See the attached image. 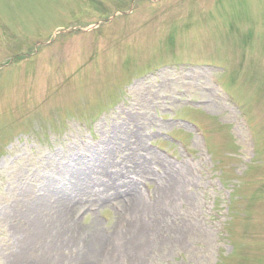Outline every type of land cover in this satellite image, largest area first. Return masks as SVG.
Returning a JSON list of instances; mask_svg holds the SVG:
<instances>
[{"label": "rangeland", "instance_id": "rangeland-1", "mask_svg": "<svg viewBox=\"0 0 264 264\" xmlns=\"http://www.w3.org/2000/svg\"><path fill=\"white\" fill-rule=\"evenodd\" d=\"M130 114L149 118L146 148L187 175L172 207L155 200L151 176L92 185L101 197L139 186L150 207L117 226L145 225L139 264H264V0H0V264L15 188L54 153L101 145ZM100 152L84 158L114 173ZM118 192L120 201L71 219L85 225L93 214L109 237L113 214L129 205Z\"/></svg>", "mask_w": 264, "mask_h": 264}, {"label": "bare ground", "instance_id": "bare-ground-1", "mask_svg": "<svg viewBox=\"0 0 264 264\" xmlns=\"http://www.w3.org/2000/svg\"><path fill=\"white\" fill-rule=\"evenodd\" d=\"M189 76L192 81H196L201 73L191 72ZM139 88H142L140 84ZM208 90L210 92L213 87H208ZM144 95L142 100L146 104L149 97ZM148 120L137 114L125 116V126L123 123L116 125L111 131L112 135H105L101 145L75 147L63 154L54 153L47 166L31 176L33 182L22 183L15 188L13 196L16 193L18 195L4 215V220L10 223L11 228L10 235L4 238L6 264H114L121 254L126 253L125 250H128L132 242L136 244V255L129 258L126 264L143 263L141 257L149 245L143 240L145 225L142 222L124 221L126 227L117 228L124 220V215L139 214L150 207L143 200L139 186L128 182L118 187L113 196L106 197L94 194L91 190L92 185L101 181L105 185L114 186L116 180L136 172L145 178L151 176L155 183L156 201H164L165 204L170 202V207L174 206L179 199L177 187L180 183H187V175L183 167L178 166L173 170V163L146 148L145 141L149 137L142 128L147 126ZM100 151L109 152L112 167L116 169L114 173L110 172L111 167L104 161L90 166L84 158L88 154L96 159ZM125 158L127 161H124ZM151 161L168 166V170L163 171V175H152L149 169ZM75 164L80 166L79 171L74 168ZM119 190L126 193L124 197L129 205L124 204L125 214H113L115 221L109 237L101 233L100 222L93 214L91 222L85 225L71 219V215L79 209H90L96 205L103 208L112 198L113 201H120L117 196ZM49 196L55 197L53 203L47 202ZM183 198L189 200L191 197ZM169 208L163 207L162 212L170 215L173 208ZM136 226L140 230L134 234L133 228Z\"/></svg>", "mask_w": 264, "mask_h": 264}]
</instances>
